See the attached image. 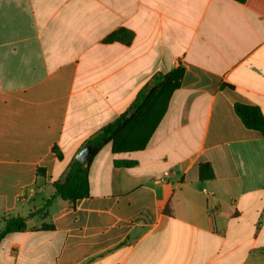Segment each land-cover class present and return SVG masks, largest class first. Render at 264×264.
I'll use <instances>...</instances> for the list:
<instances>
[{
    "label": "crops",
    "instance_id": "crops-1",
    "mask_svg": "<svg viewBox=\"0 0 264 264\" xmlns=\"http://www.w3.org/2000/svg\"><path fill=\"white\" fill-rule=\"evenodd\" d=\"M120 30L132 40L106 41ZM179 68L147 147L108 144L89 196L53 199L89 140ZM237 104L264 116V0H0V234L27 220L0 264H264V137Z\"/></svg>",
    "mask_w": 264,
    "mask_h": 264
},
{
    "label": "trees",
    "instance_id": "trees-1",
    "mask_svg": "<svg viewBox=\"0 0 264 264\" xmlns=\"http://www.w3.org/2000/svg\"><path fill=\"white\" fill-rule=\"evenodd\" d=\"M244 3L246 0H234ZM117 40L130 42L132 35L124 30L111 34L106 41ZM183 70L179 68L167 75H157L138 95L137 100L127 113L122 114L115 122L108 124L97 133L88 145L93 150L87 164L75 161L62 180L54 184L55 195L53 199L60 198L65 201L77 202L89 196V166L97 154L108 144L114 154L138 152L144 150L163 119L170 99L175 90L180 87ZM236 113L245 126L259 132L264 137V116L259 108L237 104ZM134 162H116V165H133ZM201 179L214 177L210 164H201L199 167ZM52 204L49 200L44 205V210ZM26 219L14 217L5 224L0 239L8 234L24 232L27 228Z\"/></svg>",
    "mask_w": 264,
    "mask_h": 264
},
{
    "label": "water",
    "instance_id": "water-1",
    "mask_svg": "<svg viewBox=\"0 0 264 264\" xmlns=\"http://www.w3.org/2000/svg\"><path fill=\"white\" fill-rule=\"evenodd\" d=\"M92 150V146L88 145L79 153V155L77 156V160L82 164H87Z\"/></svg>",
    "mask_w": 264,
    "mask_h": 264
},
{
    "label": "built area",
    "instance_id": "built-area-1",
    "mask_svg": "<svg viewBox=\"0 0 264 264\" xmlns=\"http://www.w3.org/2000/svg\"><path fill=\"white\" fill-rule=\"evenodd\" d=\"M166 175H167V173H166Z\"/></svg>",
    "mask_w": 264,
    "mask_h": 264
}]
</instances>
